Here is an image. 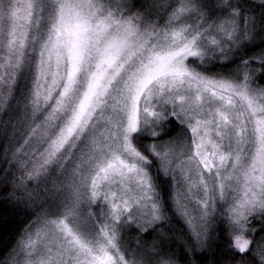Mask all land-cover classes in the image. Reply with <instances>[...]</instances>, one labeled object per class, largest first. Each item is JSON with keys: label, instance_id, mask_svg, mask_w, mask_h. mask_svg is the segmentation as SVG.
I'll use <instances>...</instances> for the list:
<instances>
[{"label": "snow or ice", "instance_id": "1", "mask_svg": "<svg viewBox=\"0 0 264 264\" xmlns=\"http://www.w3.org/2000/svg\"><path fill=\"white\" fill-rule=\"evenodd\" d=\"M256 23L239 0H0V113L18 95L28 121L4 153L11 194L32 202L34 181L55 207L0 264H179L162 240L124 239H150L169 204L186 257L224 231L264 264V53L234 58Z\"/></svg>", "mask_w": 264, "mask_h": 264}, {"label": "trees", "instance_id": "2", "mask_svg": "<svg viewBox=\"0 0 264 264\" xmlns=\"http://www.w3.org/2000/svg\"><path fill=\"white\" fill-rule=\"evenodd\" d=\"M206 3L213 4L215 0H205ZM244 12L254 15L257 19L255 36L251 43L247 45V51L239 50V55L235 59L239 60L241 56H258L264 53V28L261 27L260 20L264 19V8L258 6V0H239ZM164 15L163 10L159 12ZM236 65L228 68L217 67L216 71L220 73H229L234 71ZM256 86H264V77H257ZM23 89V82L20 84ZM19 96L13 101L12 107L7 111L0 113V169L5 170L4 176H0V256L8 259V255L15 242L21 235V230L33 220L37 215L49 211L53 201L48 197L43 186L35 187L34 181H29V185L37 192V197L30 203H22L11 194L12 179L14 178L15 168L5 163L4 153L6 150H14L18 143L23 141V132L28 125L21 107L18 106ZM181 133L180 128L173 131V140ZM10 158L11 151H7ZM167 188V186H165ZM55 211V209H52ZM166 219L161 221L155 231L151 232L150 239H143L142 234L129 232L124 234L125 242L130 247L151 246L153 243L159 245L162 240L165 249L174 254L179 264H241L239 257L229 254L227 244L228 236L224 231L217 232L209 241L211 247L202 253H196L195 257L189 255L186 257L188 234L185 224L173 212L170 204L165 206ZM251 228L254 231L250 234L256 242L264 243V231H261V221L259 218H253L250 221ZM140 241V244H137ZM253 257L245 259L243 264H252Z\"/></svg>", "mask_w": 264, "mask_h": 264}, {"label": "rangeland", "instance_id": "3", "mask_svg": "<svg viewBox=\"0 0 264 264\" xmlns=\"http://www.w3.org/2000/svg\"><path fill=\"white\" fill-rule=\"evenodd\" d=\"M180 137H181V133L179 134V136H177L175 139H174V141H175V143H176V145H177V152H179L181 149H182V140L180 139ZM52 209H55V207H53V205H51L50 207H49V210H51L52 211Z\"/></svg>", "mask_w": 264, "mask_h": 264}]
</instances>
